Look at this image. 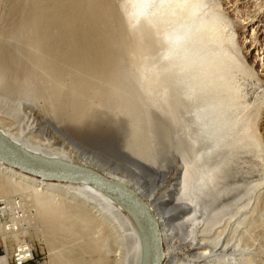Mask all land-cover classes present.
<instances>
[{"label":"bare ground","instance_id":"obj_1","mask_svg":"<svg viewBox=\"0 0 264 264\" xmlns=\"http://www.w3.org/2000/svg\"><path fill=\"white\" fill-rule=\"evenodd\" d=\"M213 2L0 4V113L12 120L0 118V134L57 167H85L76 149L134 190L158 225L161 264H264V129L249 146L264 79L241 67V32L230 44L236 26ZM0 204L17 244L37 229L47 264H146L131 211L92 183L0 159Z\"/></svg>","mask_w":264,"mask_h":264},{"label":"rangeland","instance_id":"obj_2","mask_svg":"<svg viewBox=\"0 0 264 264\" xmlns=\"http://www.w3.org/2000/svg\"><path fill=\"white\" fill-rule=\"evenodd\" d=\"M6 1V0H5ZM117 1V0H116ZM2 0H0V4ZM1 8V5H0ZM212 8L214 9L212 13H215L214 16L219 19L224 18V22L229 20L231 22V26L235 24L234 29L230 30V38L229 42L239 44V32H241V36L243 37V43L241 47L239 45L238 49L241 59H239V63L242 66L246 64V66L252 70L257 77H262L264 79V0H214L212 4ZM237 24V25H236ZM242 30V31H241ZM250 41L248 43V41ZM242 48V49H241ZM242 61V62H241ZM245 62V63H244ZM30 112V110H29ZM37 112V114H36ZM35 117L39 115L48 116L45 108H36ZM0 118L8 125L12 123V120L0 113ZM264 129V104H261L258 112L256 113L255 118L251 123V132H254L255 136L253 140L250 142V147L255 148L258 147L260 142H262L261 134ZM77 139V138H76ZM74 139V140H76ZM46 143L45 140H42V143ZM75 153L71 152L72 159L74 160L73 164L81 165L82 162L85 167L89 163H94L88 159H82V155H80L79 151L73 149ZM87 162V164H85ZM97 165V163H96ZM92 167L93 165H89ZM94 167V166H93ZM93 169V168H90ZM94 170V169H93ZM24 187V186H23ZM27 188V187H26ZM31 189V188H29ZM18 194L21 197H26L25 195L30 193H14L9 194L10 197L5 196L6 198H11L13 195ZM29 207V211L27 210V215L30 218H34L38 216L37 208L31 203ZM263 206L260 205L258 207V211L261 213L264 212ZM27 209V208H26ZM26 215V216H27ZM28 219V216H27ZM27 241L35 248L36 252L46 258L47 249L45 242L42 236L38 233L37 229L29 227V235L27 236ZM30 239V240H29ZM30 241V242H29Z\"/></svg>","mask_w":264,"mask_h":264},{"label":"water","instance_id":"obj_3","mask_svg":"<svg viewBox=\"0 0 264 264\" xmlns=\"http://www.w3.org/2000/svg\"><path fill=\"white\" fill-rule=\"evenodd\" d=\"M0 159L11 167L47 180H80L98 186L117 202L127 206L144 231L147 249L146 264H161L162 254L158 225L151 210L134 190L89 168L81 166L57 167L40 162L16 150L1 134Z\"/></svg>","mask_w":264,"mask_h":264},{"label":"built area","instance_id":"obj_4","mask_svg":"<svg viewBox=\"0 0 264 264\" xmlns=\"http://www.w3.org/2000/svg\"><path fill=\"white\" fill-rule=\"evenodd\" d=\"M10 227V228H9ZM0 229H7L8 233L2 234L0 230V264H47L44 256L38 254L34 247L28 243L23 235L16 237L22 242L17 244L12 234L19 231L17 227L9 226V216L0 204Z\"/></svg>","mask_w":264,"mask_h":264}]
</instances>
